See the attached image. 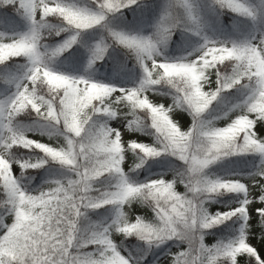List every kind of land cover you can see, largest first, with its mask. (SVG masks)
<instances>
[{
  "label": "snow or ice",
  "instance_id": "obj_1",
  "mask_svg": "<svg viewBox=\"0 0 264 264\" xmlns=\"http://www.w3.org/2000/svg\"><path fill=\"white\" fill-rule=\"evenodd\" d=\"M5 3H14L23 9L31 18L32 27L17 37L0 39V63L21 56L29 61L24 82L17 84L9 99L0 101V192L6 196L5 203L11 206L12 221L5 223L0 216V264H139L137 259L119 250L111 238L112 231L134 234L149 243L186 237L189 247L175 254L172 264H225L226 261L238 264V256L249 257V264H264L247 241V223L237 239L212 247H206L202 237L196 241L194 231L210 228L234 215L243 217L245 222L250 218L248 205L253 196L248 185L239 179H210L201 173L211 163L231 154L254 152L264 157V138H258L255 130V124L264 120V39L252 44L218 42L204 37L195 59L158 60L159 51L153 38L112 32L117 43L135 53L144 72L138 87L118 89L52 70L41 51V29L48 16L61 17L76 30L88 29L100 24L107 13L129 7L136 0H96L95 11L63 0H5ZM217 3L236 13L253 15L242 0H217ZM183 4L192 23L197 24L188 0H183ZM3 22L7 23V19ZM75 40L76 36H71L51 55L62 52ZM104 51V47L97 45L93 58H100ZM226 62L232 64L230 75L220 71ZM213 71L216 87L205 90ZM161 82L176 89V105H187L194 118L204 113L224 89L247 82L250 94L244 101L245 110L227 126L218 128L195 119L191 129L181 131L170 118L171 107L153 104L145 94L146 89ZM44 89L46 93L40 94ZM117 92L120 94L113 99ZM118 104L127 105L134 117L138 110L148 114L159 140L156 146L130 141L127 148L145 157H156L162 152L177 156L187 165L182 182L186 183L188 193L177 192L174 182L163 178L140 184L129 181L122 169L125 146L119 129L93 123V118L101 114L116 116ZM27 109L49 124L62 123L65 143L52 146L26 137L13 125V120ZM130 123H140L139 117ZM17 145L39 149L46 157L66 166L70 175L51 180L46 188L35 192L25 190L14 177L11 162L5 156L8 149ZM46 162L42 159L17 163L27 169ZM105 174L117 177L114 189L93 196L94 181ZM256 175L261 179L253 180V185H259L255 199L264 204V183H261L264 159ZM221 191L243 193L244 199L238 208L210 215L196 194ZM137 198L152 208L151 221L139 216L130 221L125 212L118 210L110 225L92 231L88 239L80 241L78 219L83 210L122 206ZM257 212L264 226V207ZM89 246L92 251L85 250Z\"/></svg>",
  "mask_w": 264,
  "mask_h": 264
},
{
  "label": "trees",
  "instance_id": "obj_2",
  "mask_svg": "<svg viewBox=\"0 0 264 264\" xmlns=\"http://www.w3.org/2000/svg\"><path fill=\"white\" fill-rule=\"evenodd\" d=\"M245 1L246 3L250 2L257 9L263 8L264 10V0H242L243 3ZM63 2L96 10V0H63ZM188 4L192 6V11L197 17V24L195 25L188 16V9L184 6L183 0H136V3L129 7L107 13L105 19L99 24L98 32L97 29L95 30L96 26L76 30L67 25L61 17L48 16L44 18L45 26L41 29V51L45 53V59L51 69L81 75L88 79H103L105 82L118 83L123 86V89H128V87L139 86L144 77L143 68L135 53L117 43L112 36V32L151 36L157 43L160 52L163 54L171 53L178 58L184 53L192 52L195 47L203 44L204 37L207 36L210 38L222 37L229 40V43H252L254 36L260 31L261 37L264 39V14L260 19H257L254 14L251 16L239 14L228 7H221L217 0H198L195 5L188 0ZM4 18L7 19V23L3 22ZM31 27V18L23 9L19 8L17 4L5 3V0H0V34L17 36V34L26 33ZM165 28L167 32L163 31ZM77 31L82 34H77ZM83 31H87V35ZM73 35L76 36V40L70 47L54 56L51 55L56 48L60 47ZM110 38L115 48L124 55V59L121 60L122 63L119 65L115 64L108 54ZM93 40L96 41L97 45L105 48V51L98 59H91L89 55V42ZM28 64V58L23 56L13 57L0 63V101H4L16 89L17 84L22 81L26 74ZM220 71L224 75H230L232 64L226 62L225 65L220 66ZM205 87L208 89L216 87L214 71L210 74L209 81ZM158 92L171 95L172 102L168 104L163 100L156 101L151 94ZM45 93L46 89L40 91L42 95ZM145 94L153 104L163 105L165 108L171 107L170 118L178 125L181 131H188L193 127L195 119H199L205 125L211 124L218 128L227 126L237 115L241 114L244 101L250 94V87L247 86V82H242L230 89L222 90L217 99L198 118H194L193 112L187 105H176V89L165 82L151 86L146 89ZM125 108L128 109L131 115L130 122L135 117H139L140 121L138 124L129 122L126 126L127 130L133 134H142L150 139L148 142L142 140L141 143L153 146L158 145L159 140L155 129L151 126V117L142 110H138L134 117L131 114L132 110L127 105ZM173 110L187 116L184 124L173 117ZM104 117L112 116L108 114L95 116L93 123L97 126L104 125ZM13 125L23 131L25 135L32 132L42 134L46 131L47 122L31 109H27L14 117ZM53 125L55 128L61 129L65 134L62 123ZM255 130L258 138H264V120L255 124ZM125 152L129 154L130 162L127 169L123 167L122 169L130 182L140 184L146 183L151 179L163 178L166 181L174 182V188L177 192L181 194L188 193L186 183L182 182L187 171L186 165L177 160L170 152H162L161 155L156 157H145L142 153L129 149H125ZM5 156L11 163L18 161L37 162L42 159L47 161L39 167L20 170L18 178L24 185L23 188L30 192L39 190L36 188L37 185L50 178L51 173L49 170L46 171L49 165L58 167L56 179L70 175L66 174V166L46 157L39 149H27L17 145L8 149L5 152ZM141 159L143 160L142 163ZM262 159L264 157L254 152L235 153L224 157L222 163L203 171L201 174L210 179L222 176L236 177V179L243 176L250 178L256 175ZM137 164H140V166L137 167ZM154 171L166 173L164 176L151 177ZM116 182L117 177L115 175L105 174L97 178L93 184L92 195L97 196L103 191L113 190ZM243 196V193L221 191L215 194L201 193L197 195L196 199L203 200V207L207 213L213 215V213H222L238 208L243 201ZM5 200V194L0 192V216H3L5 223H11V206L5 203ZM130 204L141 208V212L137 214L136 218L138 216L143 217L146 221L153 219L154 213L147 203H142L137 198L133 199ZM214 205L217 206V211H213ZM122 206L104 205L83 210V214L78 220L80 241L83 242L88 239L92 231L109 225L116 217L118 210L122 209ZM255 221L257 222L255 227L258 229V233L262 235L261 237H264V226L261 224L260 214L255 218ZM245 223L243 217L234 215L220 224L207 229L200 228L195 230V232H198L202 237L212 234L220 239V244L223 242L228 243L238 238ZM120 239L119 243L127 251V255L137 259L139 264H147V262L154 264L157 262V257L161 254H168L169 264H172L175 254L187 249V247L180 244L176 247L177 250H173L170 244L159 245L156 249L153 245L157 242H146L134 234L124 235ZM202 242L206 247H210L207 241L204 240ZM85 250L92 251L93 249L89 246ZM237 260L238 264H249V257L247 256H238ZM225 264H228V262L226 261Z\"/></svg>",
  "mask_w": 264,
  "mask_h": 264
},
{
  "label": "rangeland",
  "instance_id": "obj_3",
  "mask_svg": "<svg viewBox=\"0 0 264 264\" xmlns=\"http://www.w3.org/2000/svg\"><path fill=\"white\" fill-rule=\"evenodd\" d=\"M190 1H191V3L193 5H195L198 0H189V2ZM244 4L248 5L250 7V9H252L253 14L257 17V19H260L263 16V14H264L263 8L257 9L253 4H251L250 2L246 3V1H245ZM93 11H95V9H93ZM38 18H39V14H37V19ZM94 26H96L95 30L97 29V32H98V27L100 25L97 24V25H94ZM88 31H91V30H88ZM86 32L87 31H83V33L85 35H87ZM77 34H82V33H79V31H77ZM19 35H22V34H17V36H19ZM17 36H14V35H6L5 36L3 34H0V39L7 40V39H10V38H13V37H17ZM148 37H151V36H148ZM207 38H209L211 40L218 41V42L219 41H226V42L228 41L229 42V40H226L225 38L223 39L222 37L221 38H217V37L210 38V37H207ZM109 40H110V45H109V48H108L109 49L108 50V54L110 55L112 61L115 64L117 63L119 65L120 63H122L121 60L124 59V55L121 54V52L117 48H115L114 44H112L113 42H112L111 38ZM109 40H107V41H109ZM107 41H106V43H107ZM261 41H262L261 33H260V31H258L257 34L254 36V38L252 40V44H257V43H260ZM200 46L201 45L195 47V49L192 50V52H190L188 54H186V53L182 54L181 55L182 58L181 57L180 58L174 57L173 54H171V53L170 54L169 53L168 54H163L162 52H160V50L158 48L159 56H157V59L158 60H177V59H185L186 60V59H192V58H195L197 55H199ZM93 47H94V44L92 43L91 44V49L92 50H93ZM92 50H90V53H93ZM90 58L93 59L92 56ZM52 70H54V69H52ZM54 71H57V70H54ZM57 72L65 74V75H68V76L81 77V75L71 74V73H67V72H60V71H57ZM89 79L92 80V81H95V82H100V83H105V84L112 85V86H114V87H116L118 89H121L123 87V86H121L118 83L117 84H113V83H110V82H107V81L105 82L103 79H99V80H97V79L94 80V79H91V78H89ZM23 82H24V80L22 79V81L20 83H23ZM205 90H208V88L205 87ZM15 91H16V89L12 93H10L8 95V97H6L4 100L9 99L15 93ZM119 94H120L119 92L114 93L112 98L115 99V96H117ZM151 96L154 97V99L156 101L157 100H160V101L163 100V101L167 102L168 104H170L172 102L171 98H170L171 95H169V94L166 95V94H164L162 92H158V93L151 94ZM125 106H126L125 104H118L116 106V110H117L118 114L116 116H114V117L113 116L112 117H108V118L104 117L103 120L105 122L104 124H106L108 127H111L113 129H119V131L121 133V142L125 146V149H128L127 145H128V143L130 141H136L138 143H141L142 140H145V141L148 142V141H150V139L144 137L142 134L141 135L133 134V133L129 132V130H127L126 126L130 122L131 115L129 114V111H128L127 108H125ZM241 110L242 111L245 110L244 106L242 107ZM172 114H173V117L177 118L180 122H183V124L186 122L185 120L187 119V116H185L183 113L176 112L175 110H173ZM47 127L45 128L46 131H44L42 134L41 133H32V134L29 133V134H27L25 136L28 137L29 139H32V140L37 141L39 143L49 144V145H52V146H56L57 144H64L65 143V139H64V135L65 134L63 133V131L61 129L55 128L53 124H49V123H47ZM59 130H61V131H59ZM173 156L176 157L177 160H180L177 156H175V155H173ZM123 157H124V159L122 161V167L124 169H127L128 166H129V162H130V156H129V154L127 152L124 151ZM224 157H226V156H224ZM224 157H221L220 159H218L215 162L211 163L203 171L208 170L210 168H213L214 166H216L219 163H222L224 161L223 160ZM181 162L184 165H186L183 161H181ZM11 168H12V171H13V175L17 179L18 183L21 185V187H24V185H22L20 179L18 178V174H19L20 170L23 169L21 167V164L17 163V162H13V163H11ZM57 169H58V167L56 165L55 166L49 165V167H47L46 171L49 170V172L51 173L50 176H49L50 178L46 179L43 182H40L37 185L36 188L37 189L46 188L49 181L56 179L55 177H56V174H57V171H58ZM186 169H187V165H186ZM67 173L70 174L68 169H67L66 174ZM165 173L166 172L154 171L151 174V177L164 176ZM166 176H168V175H166ZM219 178L223 179V178H234V177L222 176V177H219ZM212 179H216V178L214 177ZM234 179H236V177ZM237 179H239L242 183H244V184L249 186V189H250V193L249 194L253 196L252 203L248 205V216L250 218L246 221V223L248 225V227L246 228L247 241L256 250V252L260 256V258L262 260H264V237H261L262 235L258 233V231H257L258 229L255 227V225L257 223L255 221V218L259 215V213L257 212V209L261 208V207H264V204L260 203L257 199H255V197L259 195V192H258L259 185H253V180L254 179L255 180H260L261 178L259 176L255 175V176H252L250 178H246V177L243 176V177L237 178ZM261 183H264V180H261ZM197 195L198 194H196V197H197ZM242 199H244V196H243ZM121 210L126 213L128 219L130 221H134L136 219L137 214H140V212H141V208H139V207H137L135 205H131V204L123 205ZM217 210H218L217 206L214 205L213 206V211H217ZM216 214L217 213H213V215H216ZM124 235L125 234H122L120 232L112 231L111 238H112L113 242L118 246L119 250L125 256H128L127 255V251L125 249H123L122 246L119 243V241L121 240L120 238L123 237ZM195 237H196V241H199L202 236H200V234L198 232H195ZM204 240L207 241V243L210 244V247L220 244V239L217 238L215 235H212V234L208 235L206 237H202V241H204ZM196 241H193V242H196ZM223 243H225V242H223ZM166 244L167 245L170 244L171 248L173 250H177L176 247L179 246V244L180 245H184V247L188 248L189 247V240L186 237H173L171 239H166L163 242H157L153 246L157 249V247L159 245H166ZM156 260H157V262L154 263V264H169V255L168 254H161V255H159L157 257ZM147 264H151V263L147 262Z\"/></svg>",
  "mask_w": 264,
  "mask_h": 264
},
{
  "label": "bare ground",
  "instance_id": "obj_4",
  "mask_svg": "<svg viewBox=\"0 0 264 264\" xmlns=\"http://www.w3.org/2000/svg\"><path fill=\"white\" fill-rule=\"evenodd\" d=\"M92 43L94 44L93 50L91 49V47H89V49H88L90 57L91 56L93 57V55H92L93 53H90V50H92V52H93L96 49V45H97L95 40H93ZM32 133H36V132H32ZM57 145H60V144H57Z\"/></svg>",
  "mask_w": 264,
  "mask_h": 264
},
{
  "label": "clouds",
  "instance_id": "obj_5",
  "mask_svg": "<svg viewBox=\"0 0 264 264\" xmlns=\"http://www.w3.org/2000/svg\"><path fill=\"white\" fill-rule=\"evenodd\" d=\"M0 54H2V53H0Z\"/></svg>",
  "mask_w": 264,
  "mask_h": 264
}]
</instances>
